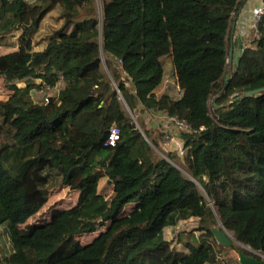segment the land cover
Wrapping results in <instances>:
<instances>
[{"label": "trees", "instance_id": "obj_1", "mask_svg": "<svg viewBox=\"0 0 264 264\" xmlns=\"http://www.w3.org/2000/svg\"><path fill=\"white\" fill-rule=\"evenodd\" d=\"M242 2L102 0L99 11L96 0H0V46L16 32L24 44L0 56L10 95L0 102V231L12 248L0 264H223L220 226L264 256V92L247 96L264 88V15L227 74ZM55 9L60 27L35 51ZM168 61L178 98L162 92ZM127 109L188 124L184 153H165ZM113 126L121 140L110 147ZM56 187L78 192L76 206L28 225ZM193 218L202 235L174 248L166 229Z\"/></svg>", "mask_w": 264, "mask_h": 264}, {"label": "rangeland", "instance_id": "obj_2", "mask_svg": "<svg viewBox=\"0 0 264 264\" xmlns=\"http://www.w3.org/2000/svg\"><path fill=\"white\" fill-rule=\"evenodd\" d=\"M96 5L100 11L101 6H102V0H96ZM58 15H59V9H55L49 14V16H47L43 20L41 24L40 32L34 39V50L35 51L43 50L46 46L48 37L60 27V21L58 20ZM14 37L15 38L13 41L14 42L13 47L7 48V47L0 46V56L14 52V51L24 50V44L21 38L22 37L21 32L14 33ZM167 63H168L167 70L169 72L167 73L166 82L162 89V92L163 93L168 92L173 98H178L179 91L177 88L175 78L172 75V71H170L171 64L169 63V61ZM233 69H234V63H233V60L230 58L227 74H230V73L232 74ZM60 88L61 86H58L56 89L48 91L47 95H56L58 91L60 90ZM32 94L36 102H41L40 100L46 97L45 93H39V91L38 92L35 91ZM9 96H10L9 92L4 87L3 80L0 79V102L7 100ZM129 114L134 119L139 117V120L141 119L144 122V120L140 116L141 112H139V110L136 111L135 115H133L131 112H129ZM166 132L164 131V133L162 134V131L161 132L157 131L155 132V134L156 136H159L160 139L162 138V143L164 146L167 145L166 147L167 152L175 151V147H174L175 139L173 140L165 139ZM164 146H162L163 149H165ZM177 147L178 146H176V148ZM100 193L106 197H109L111 195V187L108 184V181L106 179L102 180L100 184ZM77 202H78V192L72 191L69 188L56 187L51 191L50 198H49L47 205L40 211L39 214H37L34 218H32L28 222V225L42 224V223L49 222L54 212L59 211V210L71 209L74 206H76ZM197 228H198V219L193 218L187 221H181L176 227L167 228L165 232V237L174 248L178 250H183V247L177 244L178 237L183 236L184 238H188V237L191 238L193 235H195L197 238H199L202 235V232H198ZM105 230L106 228L99 229L98 232L92 235H85L82 237H78V240L82 244L86 245L90 243L95 237H97L101 232ZM0 245L2 247L0 257H3L4 254L9 255L11 253L12 248H11L10 238L5 229H2L0 231ZM217 256H218V259L223 262V264H238L239 263L238 254L233 249L223 248V250H221Z\"/></svg>", "mask_w": 264, "mask_h": 264}, {"label": "crops", "instance_id": "obj_3", "mask_svg": "<svg viewBox=\"0 0 264 264\" xmlns=\"http://www.w3.org/2000/svg\"><path fill=\"white\" fill-rule=\"evenodd\" d=\"M262 4H263V0H243L241 6L239 7L236 17L233 20V24L229 36V56L233 60V63H234V53H237L238 55L241 56L243 49L254 40L255 32L251 28V23L253 21L252 10L253 7H257ZM170 71H172V67ZM140 116L144 120V124L147 127L148 131L152 133V135L155 138V141L162 148V146H164L162 143V138L160 139L159 136H156L155 132L162 131L163 134L164 131L165 132L167 131L166 135H168L169 132L174 133L175 131L174 126L171 124L170 119L161 114L141 113ZM174 136H175L174 147L175 150H177V148L181 144L180 141L177 139L178 136L177 132L174 133ZM176 146L178 147L176 148ZM164 147L165 149L162 148L163 151L167 152L166 150L167 145H165Z\"/></svg>", "mask_w": 264, "mask_h": 264}, {"label": "water", "instance_id": "obj_4", "mask_svg": "<svg viewBox=\"0 0 264 264\" xmlns=\"http://www.w3.org/2000/svg\"><path fill=\"white\" fill-rule=\"evenodd\" d=\"M239 56L240 55H238L237 53H234V68L235 69L237 68V65H238ZM229 77L230 76L228 75L226 80H228ZM262 92H264V88L247 93V96L248 97L254 96ZM212 234L215 240L217 241V243L223 246L224 248L231 249L236 245V246H239L241 249L262 258V260H258L254 256L246 255L244 251H239L237 252V254H238V259H239L240 264H264V256L236 242L235 239L222 226H220L219 228H213Z\"/></svg>", "mask_w": 264, "mask_h": 264}, {"label": "built area", "instance_id": "obj_5", "mask_svg": "<svg viewBox=\"0 0 264 264\" xmlns=\"http://www.w3.org/2000/svg\"><path fill=\"white\" fill-rule=\"evenodd\" d=\"M252 13H253V21L251 23V28L255 32V34H257L258 24L260 23L264 15V5L262 4L260 6L253 7ZM48 102L49 101L46 98L45 104H48ZM170 121H171V124L174 126V130H175L174 133L175 132L179 133L182 131L189 130V126L185 122L178 121L177 119H170ZM174 133L169 132L168 135L165 136V139H171V140L175 139ZM120 140H121V129L117 126H113L110 129L106 145L110 147H115L120 142ZM178 148L180 150V153L183 154L184 152L182 150L181 145Z\"/></svg>", "mask_w": 264, "mask_h": 264}]
</instances>
